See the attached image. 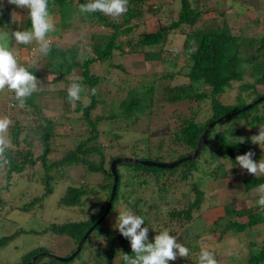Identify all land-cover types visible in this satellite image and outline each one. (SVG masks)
Wrapping results in <instances>:
<instances>
[{
  "label": "trees",
  "instance_id": "1",
  "mask_svg": "<svg viewBox=\"0 0 264 264\" xmlns=\"http://www.w3.org/2000/svg\"><path fill=\"white\" fill-rule=\"evenodd\" d=\"M173 1L128 0L127 12L114 19L99 11L82 13L80 5L91 0H48L51 17L58 13L61 18H70L69 9L74 7L81 26L75 32L77 38L69 44L50 42L51 50L46 56L40 50L34 57L29 55L27 59L37 57L42 68L21 62L20 65L34 74L38 81L48 76L47 83H62L63 87L56 90V95L66 100H69L70 84L86 85L85 101L81 97L74 103L75 111H81L86 129L73 139H69L68 134L59 135L57 126L63 123L44 114L36 100V91L25 99V117L14 116L8 128L7 137L11 141V146L5 151L8 163L0 166V173L4 172V188H8L12 175H26V179H33L40 185L41 193L18 207L10 204L5 213L28 211L35 202L44 201L57 183L67 179L66 173L71 168L83 167L81 176L85 177L89 172L100 175V178L94 184L81 181L65 186L57 206L75 212L72 218L36 220V226L29 222V226H15L11 232L0 234V251L11 247L12 252L9 250L7 257L11 253L17 254L12 264H125L124 254L134 257L130 241L108 220L113 215L118 219L119 214L126 210L144 219L142 227L149 229V242H154V237L165 230L177 238L179 230L186 228L190 236L181 241L177 238V242L189 249V255L187 258L178 256V262L199 264L197 237L207 233L201 230L197 234L189 226L194 217L205 211V206L201 207L205 193L200 188L199 178L225 175V163L229 162L235 168L238 165L236 157L248 151L264 154V144L258 145L257 149L248 135L256 127L264 125V98L254 102L264 95V90L257 88L258 85L264 87V34L245 35L244 23L239 19L237 23L230 24L231 19L236 20V17H230L238 16L241 12L238 8L243 5H248L255 19L259 17L260 3L264 0H229V4L223 6L221 0H179L175 15ZM11 12L17 13L15 23H20V26L10 24L14 19L6 15ZM208 13H212L211 18H207ZM153 18H156V24L145 29L146 22ZM165 18L167 20L163 21ZM5 20H8L7 25ZM30 30L29 10L0 0V34L4 35L3 40L9 46L16 43L14 54L24 53V48L28 49L29 45L17 43L11 33ZM55 34L60 33L55 30L48 33ZM178 38L181 39L180 46L174 49ZM32 44L39 46L35 41ZM136 55L141 56L142 63L150 62L160 67L144 73L140 87L125 91L118 88L123 91L118 103L111 105L109 113L93 116L91 110L98 102L96 84L104 79H113L111 69L126 72L120 61L127 57L133 59ZM180 56L184 57L183 61H179ZM103 63L106 66H102ZM100 68L102 75L95 74ZM246 77L251 81L244 82ZM234 82L239 83L236 97L233 101L224 102L222 95ZM93 88L96 89L95 95L91 92ZM5 90L9 96L10 92L12 94L9 98L11 105L20 107L15 92L7 87ZM248 104L250 106L245 107ZM174 105L176 107L170 108ZM166 106L170 112L161 111ZM220 116L224 118L209 127L199 152L193 158L181 160L172 167L137 161L118 162L114 194L105 216L96 223L105 210L114 183L110 170L113 158L130 156L159 162L177 160L194 151L205 128ZM109 118L113 126L123 120L139 130L140 133L129 143V152L122 150L126 145L119 141L121 132L126 130L124 126L113 127L116 132H108L112 133L110 140L114 139L116 143L105 145L98 140L99 126ZM25 119L27 123L23 124ZM158 124L162 126L158 127ZM60 137H66L67 141L59 142ZM241 137L244 143L239 142ZM104 150H109V154ZM239 168L238 165L237 170ZM25 170H31L30 174ZM193 178L195 182L190 183ZM250 180L254 181L251 185L258 187L264 184V175H252ZM181 183L184 186L181 197H170L175 186ZM187 185L190 187L185 191ZM3 187L0 186V192ZM139 188L146 194L140 195ZM6 201L0 196V206ZM233 216L241 219L232 220ZM262 224L264 209L254 205L241 210L232 209L222 216L215 215L205 231L209 228L207 232L216 234L217 239L238 232L254 237L251 229ZM89 228L80 248L70 259L59 260L56 255L48 253H53L51 249L57 246L65 249L64 257H67ZM21 235L33 237H25L23 242L17 239ZM29 241L39 243L25 248L24 243L31 244ZM247 245L249 252L245 264H264V238ZM19 246L22 247L20 255L15 252ZM94 247L96 251H93ZM169 264L173 263L169 261Z\"/></svg>",
  "mask_w": 264,
  "mask_h": 264
},
{
  "label": "rangeland",
  "instance_id": "2",
  "mask_svg": "<svg viewBox=\"0 0 264 264\" xmlns=\"http://www.w3.org/2000/svg\"><path fill=\"white\" fill-rule=\"evenodd\" d=\"M8 0H3L4 3H6ZM166 3L173 1V0H165ZM176 1V2H175ZM211 1V0H210ZM179 0L173 1L174 11L173 14L175 15L176 10L178 9V3ZM229 0H221V5H228ZM253 6V2H250ZM210 5V4H209ZM261 9L258 11L260 13V16L255 19L254 12L250 11L248 5H243L242 8H238V12L241 10L238 16H231L230 24H233L234 21L239 19V22L242 21L243 28L245 35H255L264 34V1L260 3ZM167 7V6H165ZM74 7H71L69 9V12L71 13L70 18H61L58 13L55 14L52 17L53 23H54V30L57 31V33H60L59 35H48L47 38L50 40V42H56L61 44H69L72 43L74 39H76L75 32L80 26L77 18V14L75 13ZM166 9V8H165ZM235 11V10H234ZM66 13V12H65ZM257 13V14H258ZM173 15V16H174ZM6 16H11L10 18L14 20H10V24L13 25V27L20 26V23H15V21L18 18V15L16 12H11L10 14H7ZM207 18L212 17V13L207 14ZM74 17V18H73ZM111 18V16H108ZM168 18V17H167ZM167 18L162 19L163 21H166ZM16 19V20H15ZM119 19V18H118ZM162 21V22H163ZM6 25L8 24V20H5ZM156 24V18L150 19L145 24V29L148 28V26H153ZM147 27V28H146ZM1 35V34H0ZM3 43H6L8 48L10 47V50L13 52L14 48L17 49L16 43L9 46L7 42L4 40L0 41ZM181 39L178 38L175 41L174 49H177L180 46ZM28 49L23 50L24 53L22 54H14L17 56L18 63L23 65H33L36 68H42L41 62H39L38 58L28 60L29 55H32L33 57L38 54L39 46H33L32 43L28 44ZM12 46V47H11ZM33 46V48H31ZM15 49V50H16ZM21 57V60H19ZM133 57V56H132ZM115 60L117 57L114 58ZM184 57L180 56L179 61H183ZM119 61V59H118ZM123 63L124 67L126 68V72L122 71L118 68L111 69L110 76H112L113 79H104L96 84V88L98 90L96 99L98 102L96 103V107L91 110V114L93 116L100 115L102 113H109V110L111 108V105L117 104L118 101L121 99L122 92L133 88V87H140L143 83V75L144 73H149L155 70L156 68H159L160 66H156L153 63H142L141 56L136 55L132 59L131 57H127V59H122L120 61ZM34 63V64H33ZM102 66H106V63H103ZM101 69V68H100ZM108 71V70H107ZM103 71L102 69H97L95 71V74L102 75ZM248 74V72H246ZM50 77V76H49ZM76 77L74 76V79ZM73 80V76L71 78ZM44 80V81H43ZM47 78H42L38 81V88L36 91V100L41 105L42 111L45 115L53 118L54 120L58 122H62L63 125L57 126L56 133L59 135L62 134H68L69 139H73V137H78L79 133L84 132L86 129V124L81 117V111H75V104L71 103L69 100L57 97L56 90L63 87L62 83L55 82V83H47ZM182 80V79H180ZM251 81V78L246 77L244 82ZM162 83V82H161ZM239 83L234 82L232 86L227 90L226 93L222 95V100L224 102H230L233 101V99L236 97V89L238 88ZM71 84L69 85V87ZM118 88H123L124 90L120 92ZM259 91H263L264 87L262 85L257 86ZM82 92L80 96L84 100V95L87 93V86L82 85ZM8 95L7 90H4L0 92V119H3L5 117L9 118L13 122V117L17 116L21 119V117H25L26 110L23 107L13 106L11 105L10 97L12 96L11 92ZM8 98V99H7ZM102 100V101H100ZM85 101V100H84ZM86 101L88 99L86 98ZM264 105V100L263 104ZM247 106V105H246ZM245 106V107H246ZM116 107V106H115ZM176 107L171 106L170 108ZM170 108H163L161 111L170 112ZM244 108V107H243ZM231 114V113H229ZM109 121L111 119L105 120L99 127H100V134L98 137V140L103 142L105 145L109 143H116L117 141L111 139L112 133L116 129L113 130V127H123L126 128V130L122 131L119 137V141L121 144L126 145L122 147V150L125 152H129V143L130 141L134 140V137L138 135L140 132L139 130H135L132 128L133 126L131 124H125V121L121 120L116 123L115 126L111 124ZM23 124L27 123V119L22 121ZM140 123V122H139ZM12 124V123H11ZM141 124V123H140ZM167 124V123H166ZM164 124V126L166 125ZM162 126V125H161ZM158 124V127H161ZM137 127H139L137 125ZM157 127V128H158ZM260 128H264V125L258 126L255 129H253L248 135L251 137L254 135L259 134ZM104 130V131H103ZM110 130V131H109ZM112 130V131H111ZM112 132V133H108ZM8 133V132H7ZM67 141L66 137L59 138V142L61 141ZM257 149L259 148L258 144H255ZM106 153L109 154V150H104ZM115 150H113L114 152ZM257 151V150H256ZM112 152V150L110 151ZM255 153V152H253ZM224 160V159H221ZM253 160L255 162H260L261 160H264V154L263 152L258 155L255 153L253 156ZM225 175H219L217 178H213L211 176H202L199 178L200 182V188L205 193V200L202 203V206H205V211L201 214V216L194 217L192 222L189 224L191 226L190 228L193 231H196L197 234L201 233V230L204 231L207 234L199 235L197 237L199 250L196 256H199L201 254L202 250H207L211 252L214 255V258L217 260V264H245L247 254L249 252V247L247 245L248 242L251 241H260L264 238V224L262 225H256L254 228H252V232L255 233L254 237H248L249 235L244 232H238L234 233L233 235L224 236L222 238H218L216 234L210 233L207 231H210L209 228H207L205 231V227L209 225V223L215 218L216 216H222L227 211H231L232 209H246L248 207H253L254 205H258L257 201L259 199L258 195V187L251 185L254 184V181L250 180V177H252V174L247 173V171H242V168H238V165L233 168L232 165H230L229 162L225 163ZM240 167V166H239ZM244 170V169H243ZM28 174L31 170H25ZM82 172H84L83 167L77 168V169H69L67 175V179H63L62 182H59L54 187L53 191L47 195L44 198V201L35 202V205L33 208H31L28 211L21 210H12L8 213H5L10 204H13V207H18V205H21L23 203H27L30 199L33 198L34 195L41 193V187L38 185L33 179H26V175H12V181L8 184V188H4L5 180L3 177V173H0V186L1 188L0 196L3 201H6V204L3 206H0V234H7L11 232L15 226H36L38 224L37 221L50 220L54 217L59 218H72L75 215V212L63 209L62 207L57 206V201L59 197L62 196V192L67 184L70 182H76L80 183L81 181H88L90 184L96 183L100 175L96 173H89L86 172L87 175L81 176ZM218 172V171H216ZM219 173V172H218ZM254 176V175H253ZM197 177V175H196ZM195 177V178H196ZM86 180H85V179ZM246 181V182H245ZM190 183L195 182L194 178L189 181ZM245 183V184H244ZM246 188H244V186ZM191 185V184H190ZM190 185L185 186V191L190 187ZM183 183L178 184L175 186V189L173 193L170 195V197H174L175 199H178L181 197L183 189ZM139 194L145 195L146 192L142 188H139ZM150 190V188H148ZM144 191V192H143ZM191 195L192 193L189 192ZM193 195V194H192ZM13 202V203H12ZM41 203H43L41 205ZM196 215V213H194ZM238 216H233L232 220H240L241 218ZM244 219V218H243ZM37 220V221H36ZM110 224L116 225L117 218L109 217ZM113 222L115 224H113ZM32 223V224H31ZM118 230L116 227L114 228ZM190 231H188L186 228H182L177 233L178 240H184L187 236H190ZM232 234V233H231ZM30 238L33 236H19L17 239L19 241H26L24 238ZM31 244H26L25 248H30L31 246H34L35 244H38L39 242H32L29 241ZM22 246V245H21ZM9 249H3L0 251V264H12L16 260V253H11L10 255L7 254ZM52 252H48L51 254H54L58 257H64L65 255V249L58 248L57 246H54ZM93 251H96V247H94ZM15 252H19L18 254L22 252V247L19 246V249ZM191 256V255H190ZM173 264H179L178 259L175 261H171Z\"/></svg>",
  "mask_w": 264,
  "mask_h": 264
},
{
  "label": "clouds",
  "instance_id": "3",
  "mask_svg": "<svg viewBox=\"0 0 264 264\" xmlns=\"http://www.w3.org/2000/svg\"><path fill=\"white\" fill-rule=\"evenodd\" d=\"M8 3L17 8L29 10L31 19L30 31H14L11 37L17 43L30 44L35 41L39 45V50L46 56L50 52V40L48 33L54 31V23L48 11V0H8ZM128 0H91V2L80 5L82 13L102 12L106 16L118 19L127 12ZM7 35V34H5ZM4 35H0V41ZM15 92V98L19 101L20 107L25 104V99L37 91V77L18 63L14 53L8 48L6 43L0 42V92L5 88ZM82 86L79 83H72L68 89V98L71 103L81 99ZM95 95L96 89L91 90ZM12 121L5 117L0 119V166L7 164L5 151L11 146V141L7 137L8 128ZM240 143H244L243 137L239 138ZM253 144H264V128H260L259 134L251 137ZM255 153L248 151L236 157L237 164L247 173L254 176L264 175V160L255 162ZM259 199L257 204L264 209V184L258 186ZM115 227L120 234L130 241L133 256L124 254L125 264H169L177 257L187 258L189 249L177 242V238L170 235L168 231H162L154 237V242L148 241L147 227H142L144 219L126 210L118 216ZM199 264H217L214 255L202 250L199 256Z\"/></svg>",
  "mask_w": 264,
  "mask_h": 264
},
{
  "label": "water",
  "instance_id": "4",
  "mask_svg": "<svg viewBox=\"0 0 264 264\" xmlns=\"http://www.w3.org/2000/svg\"><path fill=\"white\" fill-rule=\"evenodd\" d=\"M264 98V95L263 96H260L258 97L254 102H257V101H260ZM250 106V104H248L246 107ZM245 108V107H244ZM224 118V116H220L219 118L211 121L208 126L205 128V130L203 131L202 135L200 136L198 142H197V145H196V148L194 149V151L191 153V154H188L184 157H181L177 160H173V161H170V162H159V161H151V160H144V159H140V158H135V157H130V156H117L115 158H113L111 161H110V170L113 174V180H114V183L112 185V188H111V192H110V196H109V200L106 204V207H105V210L104 212L101 214V216L97 219L96 223L97 222H100L103 217L105 216V213L109 207V204H110V200L114 194V188H115V183H116V179H117V174H116V171H115V166L118 162H121V161H137V162H140L142 164H148V165H156V166H159V167H172L174 166L175 164H177L179 161L181 160H184V159H187V158H193L196 156V154L199 152L206 136H207V133L209 131V127H211L215 122L219 121V120H222ZM93 227V225H92ZM91 228H89L85 234L81 237V239L79 240L76 248L74 249V251L68 255L67 257H58L56 256L59 260H68L70 259L77 251L78 249L80 248V245L82 243V241L84 240L85 236L88 234V232L90 231ZM26 264H29V262H27Z\"/></svg>",
  "mask_w": 264,
  "mask_h": 264
}]
</instances>
